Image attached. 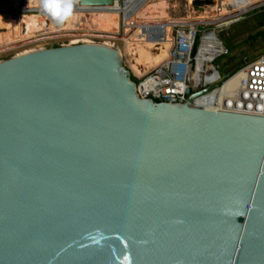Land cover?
Listing matches in <instances>:
<instances>
[{
  "label": "water",
  "instance_id": "95a60500",
  "mask_svg": "<svg viewBox=\"0 0 264 264\" xmlns=\"http://www.w3.org/2000/svg\"><path fill=\"white\" fill-rule=\"evenodd\" d=\"M214 86L141 97L103 43L0 61V264H264V116L191 105Z\"/></svg>",
  "mask_w": 264,
  "mask_h": 264
},
{
  "label": "built area",
  "instance_id": "2783aa9c",
  "mask_svg": "<svg viewBox=\"0 0 264 264\" xmlns=\"http://www.w3.org/2000/svg\"><path fill=\"white\" fill-rule=\"evenodd\" d=\"M68 1L64 0L65 6ZM72 1L84 13H90V9L99 6H112L82 5L79 0ZM123 1L126 0H116L114 4H122ZM195 1H199L197 7L201 3L214 4L216 16L189 22L166 18L140 23L137 18H130L136 17V10L119 11L120 27L134 29L139 26L143 29L147 39L154 43L152 52H157L162 42L170 41L167 57L144 74L139 76L129 68L137 80L138 94L156 102L182 104L188 102L191 94L215 85L196 96L191 105L207 110L264 116V51L244 56L238 69L225 78L214 65L218 56L230 53L219 37L220 30L247 13L263 9L264 0H192L194 6ZM224 9L229 13H223Z\"/></svg>",
  "mask_w": 264,
  "mask_h": 264
},
{
  "label": "bare ground",
  "instance_id": "6f19581e",
  "mask_svg": "<svg viewBox=\"0 0 264 264\" xmlns=\"http://www.w3.org/2000/svg\"><path fill=\"white\" fill-rule=\"evenodd\" d=\"M46 2L59 4L60 14L64 21L63 28L67 32L76 31L77 28H86L88 31L113 32L118 30L121 25L119 11L136 10V17L131 16L130 18H137L141 23L169 18L168 10L170 8L169 0H126L122 4L116 2L112 6H99L90 9L89 15H86L83 9L72 0H69L66 6L64 0H2L0 3V48L13 47V44L19 45L20 42L34 39L36 37L34 34L39 31H44L42 35L39 34L41 37H50L55 31L58 32L54 23V10L45 9ZM69 3L70 8L68 7ZM192 4V0L187 1L188 19L184 21L202 20L216 16L214 4L205 5L201 11H196ZM223 13L228 14L229 11L224 9ZM123 30L124 49H119L118 52L121 56H129L128 68L133 69L137 75L144 74L167 57L170 47L169 40L162 42L158 46L157 52H152L154 43L147 39L143 29L137 26L134 29L126 27ZM166 35L168 38L169 35ZM78 40L74 39L72 43L78 42ZM82 40L92 42L88 37H84ZM106 44L110 45L111 43L106 41ZM30 51L33 50H25L19 54Z\"/></svg>",
  "mask_w": 264,
  "mask_h": 264
},
{
  "label": "rangeland",
  "instance_id": "374dc122",
  "mask_svg": "<svg viewBox=\"0 0 264 264\" xmlns=\"http://www.w3.org/2000/svg\"><path fill=\"white\" fill-rule=\"evenodd\" d=\"M169 1H170V8L168 10L169 18H173L177 20L188 19L187 1H181V0H169ZM194 4L195 6L193 4L192 5L196 11H201L203 7L207 5L201 3L200 6L197 7L196 5L199 4V1H195ZM255 11L245 14L238 21H235L232 24L228 25L227 27H224L219 32V37L230 50L229 54L218 56L214 61V65L220 71V74L223 78L228 76L229 73L234 72L238 69L241 59L244 56H253L260 53L261 51L262 52L264 51V35L260 34V32L264 29V27H257L253 14V12ZM85 14L89 15V13H85ZM54 23L58 28V32L55 31V33L52 34L53 36L41 37L39 36V34L42 35L44 31H39L36 34H34V36H36L34 37V39L27 40L25 42H20L19 45L13 44L12 45L13 47H9V48L1 47L0 61L13 57L25 50H36L41 48L73 44L72 41L74 39H79L78 42L75 43L84 42L82 40L84 37H88V39H91V41L94 43L106 44V41H109L111 44L110 45L106 44V45H109L117 50L124 49V45H123L124 41L122 39V36L124 35V30L122 27H120L118 30L113 32L111 31L100 32L95 30L88 31L86 28H80V29L77 28L75 29L76 31L67 32L66 29L63 28L64 21L62 14H60L59 17L55 15ZM205 27H211V26L206 25ZM251 35H256V37L251 39L249 38V36ZM13 48H15L19 52H17ZM128 59L129 56L127 55L122 56L123 64L127 67H128Z\"/></svg>",
  "mask_w": 264,
  "mask_h": 264
},
{
  "label": "trees",
  "instance_id": "16d2710c",
  "mask_svg": "<svg viewBox=\"0 0 264 264\" xmlns=\"http://www.w3.org/2000/svg\"><path fill=\"white\" fill-rule=\"evenodd\" d=\"M253 14H254V19L256 21L257 27H264V8L253 12ZM260 34L264 35V29L260 32ZM255 37H256V35L249 36V38H251V39H253ZM132 79L134 81H137L136 78L133 76H132Z\"/></svg>",
  "mask_w": 264,
  "mask_h": 264
},
{
  "label": "clouds",
  "instance_id": "9594fccd",
  "mask_svg": "<svg viewBox=\"0 0 264 264\" xmlns=\"http://www.w3.org/2000/svg\"><path fill=\"white\" fill-rule=\"evenodd\" d=\"M45 7L49 10V11H53L54 10V14L59 17L60 15V6L59 4H53L51 2H46ZM68 7L70 8V3L68 5Z\"/></svg>",
  "mask_w": 264,
  "mask_h": 264
}]
</instances>
